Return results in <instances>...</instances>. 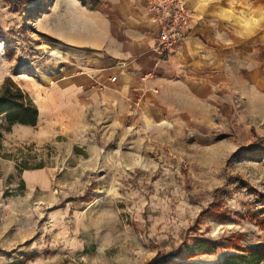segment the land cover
<instances>
[{"label": "rangeland", "instance_id": "374dc122", "mask_svg": "<svg viewBox=\"0 0 264 264\" xmlns=\"http://www.w3.org/2000/svg\"><path fill=\"white\" fill-rule=\"evenodd\" d=\"M102 3L0 0V91L9 79L39 110L35 126L0 118V264H221L263 247L264 0L207 3L226 66L201 97L179 90L171 118L59 95L70 37Z\"/></svg>", "mask_w": 264, "mask_h": 264}, {"label": "crops", "instance_id": "0c3cea01", "mask_svg": "<svg viewBox=\"0 0 264 264\" xmlns=\"http://www.w3.org/2000/svg\"><path fill=\"white\" fill-rule=\"evenodd\" d=\"M186 1L194 17L189 34L169 55L160 57L155 51L158 27L149 0H103L105 11L94 15L97 23L70 37L67 55L72 66L61 73L58 80L62 82L55 91L77 100L78 110L80 97L100 90L122 106L126 98H138L134 104L145 103L146 112H165L171 118L179 109L172 99L179 90L187 97H201L226 66L221 34L227 21L207 6L210 0Z\"/></svg>", "mask_w": 264, "mask_h": 264}, {"label": "trees", "instance_id": "16d2710c", "mask_svg": "<svg viewBox=\"0 0 264 264\" xmlns=\"http://www.w3.org/2000/svg\"><path fill=\"white\" fill-rule=\"evenodd\" d=\"M3 118L5 131H10L15 124L35 126L39 120V110L30 95L9 79L6 80L0 91V118ZM0 126V137L2 135ZM191 252H211L217 247L203 248L196 243ZM264 246L254 247L242 254H230L221 264H263ZM220 264V263H219Z\"/></svg>", "mask_w": 264, "mask_h": 264}, {"label": "built area", "instance_id": "2783aa9c", "mask_svg": "<svg viewBox=\"0 0 264 264\" xmlns=\"http://www.w3.org/2000/svg\"><path fill=\"white\" fill-rule=\"evenodd\" d=\"M149 6L158 27L155 51L160 57H165L189 34L193 11L186 0H149Z\"/></svg>", "mask_w": 264, "mask_h": 264}]
</instances>
